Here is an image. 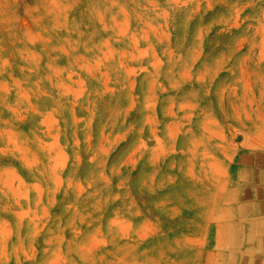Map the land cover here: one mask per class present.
<instances>
[{
    "label": "rangeland",
    "instance_id": "rangeland-1",
    "mask_svg": "<svg viewBox=\"0 0 264 264\" xmlns=\"http://www.w3.org/2000/svg\"><path fill=\"white\" fill-rule=\"evenodd\" d=\"M264 0H0V264H264Z\"/></svg>",
    "mask_w": 264,
    "mask_h": 264
},
{
    "label": "crops",
    "instance_id": "crops-1",
    "mask_svg": "<svg viewBox=\"0 0 264 264\" xmlns=\"http://www.w3.org/2000/svg\"><path fill=\"white\" fill-rule=\"evenodd\" d=\"M260 225H261L262 227H264V222H261Z\"/></svg>",
    "mask_w": 264,
    "mask_h": 264
}]
</instances>
